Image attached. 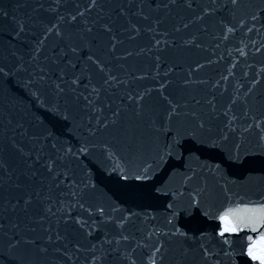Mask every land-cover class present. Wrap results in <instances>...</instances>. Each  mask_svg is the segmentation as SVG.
<instances>
[{"label": "snow or ice", "instance_id": "1", "mask_svg": "<svg viewBox=\"0 0 264 264\" xmlns=\"http://www.w3.org/2000/svg\"><path fill=\"white\" fill-rule=\"evenodd\" d=\"M0 264H264V0H0Z\"/></svg>", "mask_w": 264, "mask_h": 264}]
</instances>
